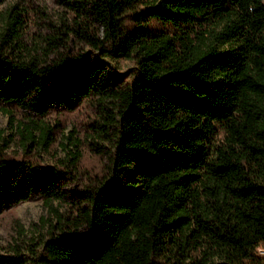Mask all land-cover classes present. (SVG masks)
I'll return each mask as SVG.
<instances>
[{
  "label": "trees",
  "instance_id": "16d2710c",
  "mask_svg": "<svg viewBox=\"0 0 264 264\" xmlns=\"http://www.w3.org/2000/svg\"><path fill=\"white\" fill-rule=\"evenodd\" d=\"M75 38L138 55L119 88L76 60L15 53L0 32V104L28 115L117 103L108 180L83 192L40 264H264V0H72ZM85 7V8H84ZM221 26L217 32L212 30ZM78 156H75V161ZM58 171L0 158V208L38 189L61 200ZM0 264H26L18 249Z\"/></svg>",
  "mask_w": 264,
  "mask_h": 264
},
{
  "label": "rangeland",
  "instance_id": "374dc122",
  "mask_svg": "<svg viewBox=\"0 0 264 264\" xmlns=\"http://www.w3.org/2000/svg\"><path fill=\"white\" fill-rule=\"evenodd\" d=\"M72 0H0V32H6L8 12H19L22 26L13 38L15 53L47 60L62 55L75 59L85 73L103 70L119 88H129L137 76L138 55L114 56L95 49L71 32L78 22ZM85 8V7H84ZM221 26L212 30L219 31ZM46 59V58H45ZM117 103L82 101L71 111L54 108L44 116L28 115L0 104V158L58 171L63 198L46 202L38 189L28 199L0 208V251L16 248L26 264H40L44 242L59 231L58 216L71 215L82 192L110 178L117 145ZM75 156L78 160L75 161ZM256 253L264 259V249ZM213 259L210 264L216 263Z\"/></svg>",
  "mask_w": 264,
  "mask_h": 264
}]
</instances>
